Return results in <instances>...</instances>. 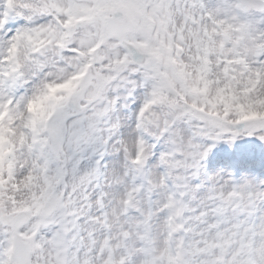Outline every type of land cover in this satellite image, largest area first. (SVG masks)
Wrapping results in <instances>:
<instances>
[{
    "label": "snow or ice",
    "instance_id": "1",
    "mask_svg": "<svg viewBox=\"0 0 264 264\" xmlns=\"http://www.w3.org/2000/svg\"><path fill=\"white\" fill-rule=\"evenodd\" d=\"M0 264H264V0H0Z\"/></svg>",
    "mask_w": 264,
    "mask_h": 264
}]
</instances>
